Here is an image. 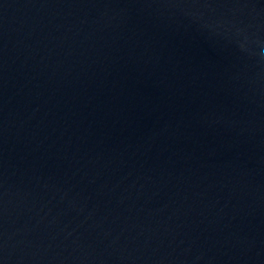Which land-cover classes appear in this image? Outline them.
I'll list each match as a JSON object with an SVG mask.
<instances>
[{
  "label": "water",
  "instance_id": "1",
  "mask_svg": "<svg viewBox=\"0 0 264 264\" xmlns=\"http://www.w3.org/2000/svg\"><path fill=\"white\" fill-rule=\"evenodd\" d=\"M0 264H264V0H0Z\"/></svg>",
  "mask_w": 264,
  "mask_h": 264
}]
</instances>
